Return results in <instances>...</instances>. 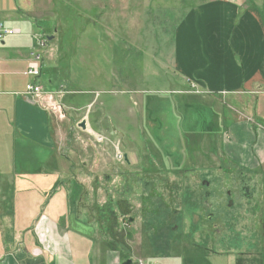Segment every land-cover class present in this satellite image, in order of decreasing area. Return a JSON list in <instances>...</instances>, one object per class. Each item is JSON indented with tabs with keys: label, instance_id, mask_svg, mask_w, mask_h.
Masks as SVG:
<instances>
[{
	"label": "rangeland",
	"instance_id": "rangeland-1",
	"mask_svg": "<svg viewBox=\"0 0 264 264\" xmlns=\"http://www.w3.org/2000/svg\"><path fill=\"white\" fill-rule=\"evenodd\" d=\"M172 3L162 7L178 15ZM59 9L45 48L56 52L55 87L37 100L64 161L60 187H73L68 205L92 228L93 264H264V165L253 183L225 151L252 153L258 128L229 102L195 96L186 107L172 92L164 17L158 26L130 8L128 40L106 34L110 24L121 31V7L109 20L101 5ZM149 25L156 39L140 40L154 35Z\"/></svg>",
	"mask_w": 264,
	"mask_h": 264
},
{
	"label": "crops",
	"instance_id": "crops-1",
	"mask_svg": "<svg viewBox=\"0 0 264 264\" xmlns=\"http://www.w3.org/2000/svg\"><path fill=\"white\" fill-rule=\"evenodd\" d=\"M174 1L178 15L163 9V0H0V22L15 30L0 40V264H93L92 228L68 205L74 201L73 187H60L64 161L53 148L50 113L40 100L24 95L26 84L34 81L27 74L32 35L45 31L49 42L55 40L52 24L64 14L59 6L101 5L108 20L111 10L121 7V31L110 24L106 34L128 40L134 35L126 21L130 8H139L141 17L150 16L158 26L163 17L168 20L172 92L186 107L195 96L215 105L229 102L239 118L246 116L258 128L252 153L232 147L225 151L248 170L251 182L259 183L264 165V0ZM155 28L149 25L152 36L145 30L136 35L154 40ZM47 50L35 81L54 91L58 64L48 59L53 53Z\"/></svg>",
	"mask_w": 264,
	"mask_h": 264
},
{
	"label": "built area",
	"instance_id": "built-area-1",
	"mask_svg": "<svg viewBox=\"0 0 264 264\" xmlns=\"http://www.w3.org/2000/svg\"><path fill=\"white\" fill-rule=\"evenodd\" d=\"M15 30L9 27L4 26L2 22H0V40L4 39L7 36L13 35ZM33 45L31 46L28 53L27 60V74L34 80L29 81L24 90V95L27 98L38 99L42 94V86L35 80L41 74V65L43 60V52L47 47L48 38L45 34L41 32H35L32 35Z\"/></svg>",
	"mask_w": 264,
	"mask_h": 264
},
{
	"label": "water",
	"instance_id": "water-1",
	"mask_svg": "<svg viewBox=\"0 0 264 264\" xmlns=\"http://www.w3.org/2000/svg\"><path fill=\"white\" fill-rule=\"evenodd\" d=\"M80 126L82 127V128H85V124H84V122L82 121L81 123H80ZM125 159H126V156H125ZM203 184L204 185H208V182L207 181H203ZM205 195H208V192H205ZM232 204V201H229V205H231ZM211 215V214H210ZM209 215V216H210ZM128 220L129 221H132V218H128ZM174 228H175V226H174ZM121 264H132V260L131 259H126L125 261H123Z\"/></svg>",
	"mask_w": 264,
	"mask_h": 264
},
{
	"label": "flooded vegetation",
	"instance_id": "flooded-vegetation-1",
	"mask_svg": "<svg viewBox=\"0 0 264 264\" xmlns=\"http://www.w3.org/2000/svg\"><path fill=\"white\" fill-rule=\"evenodd\" d=\"M230 201V200H229Z\"/></svg>",
	"mask_w": 264,
	"mask_h": 264
}]
</instances>
